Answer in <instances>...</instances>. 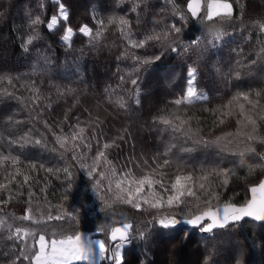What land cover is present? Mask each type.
<instances>
[{"label": "snow or ice", "instance_id": "snow-or-ice-1", "mask_svg": "<svg viewBox=\"0 0 264 264\" xmlns=\"http://www.w3.org/2000/svg\"><path fill=\"white\" fill-rule=\"evenodd\" d=\"M126 2L131 3V8L125 9L124 15L93 17L95 29L87 24L79 27V33L88 38L89 51L97 50L105 38L104 33L114 27L117 39L121 41L116 60L130 61L124 74H120L121 64H117L118 83L115 88L108 86L105 89L112 108L111 111L107 107L104 109L106 115L94 113L82 105L81 112L73 113L72 109L81 104L76 87L51 85L56 91L54 100L51 95L41 92L36 80L25 84L19 75L0 76V105H17L0 113V126L6 124L9 129H14L7 137H0V148L7 149V155L0 152V169L4 173L0 187H6V182L14 180L16 173L21 172L22 150L39 146L52 153L55 159L48 165L33 164L32 170L52 173L62 181L64 189L60 201L53 203L47 196L41 199L33 192L28 176H23L20 187L27 186L23 214L17 216L0 208L4 213L0 216V239L6 238L10 242L5 246L6 250L0 251L3 264H126L123 250L134 239L144 242L143 261L155 264V261H148V256L154 253L147 244L153 229L175 230L167 236L162 235L161 239L162 244H173V248H164V253L171 258L177 255L174 250L177 244L186 246L190 229L211 233L215 238L218 230L235 228L246 220L264 222V151L255 147V143L264 145V136L260 135L257 123L264 121V88L237 92L226 103L205 109L213 116V127L202 134L199 123L194 128L193 116L187 115L191 106L209 100L197 88L199 71L193 61L186 69L184 90L168 101L166 110L152 116V127L168 133V143L162 151L136 155L134 138L127 127L117 129L114 134L105 130L109 117L129 115L131 105L141 104L140 83L148 65L159 61L166 52L199 59L204 53L222 47L225 38L237 31L238 22L240 28L245 27L242 0H183V6L176 0H165L167 7L161 11L178 20L165 23L160 17L159 22L145 27L139 35L137 30L144 23L143 13L150 7L148 0H116L118 6ZM53 3L57 11L49 15L47 21L39 15L31 19V34L22 39L20 45L25 53L41 51V45L34 42L42 40L37 26L45 23L49 31L59 25L66 51L71 49L74 30L66 23L60 24L61 20H69V13L62 0H53ZM39 7H44L43 0ZM128 12L136 14L135 25L128 18ZM190 20L195 21L194 31L198 34L185 31ZM251 27L264 33V18L251 21ZM258 39L262 47L248 64L244 63L246 57L240 56L244 49H233L237 59L234 68L224 73L226 79L230 80L232 75L239 79L240 68L264 60V36ZM150 49L155 51L149 52ZM49 64L51 60L45 58L32 74L50 71ZM21 87L26 88L29 97L19 94ZM68 97L72 99V107L65 110L63 118L52 123L47 118L42 119L46 132L39 131L32 113L51 116L55 111L53 104L61 98H65L67 104ZM22 112L28 114L27 123L20 115ZM229 120H234L235 130L223 129ZM214 128L222 130L213 135ZM125 146L129 148L126 157ZM197 149H212L214 159L190 167V154ZM110 150H121L122 159H116ZM246 156L251 162L245 159ZM238 168H246L249 175L256 169L261 170L256 181L249 184L246 199L240 204L221 199L231 180L238 176ZM74 170L83 173L91 182V190L98 201L97 210L104 214L94 229L102 238L88 237L80 230L81 211L85 218L91 215L87 204L64 203L75 182ZM122 206L142 215L148 214L146 220L140 226L135 225L123 211H118ZM181 225L183 227H178ZM252 248L249 245L247 261L237 250H232L229 260L232 264H251ZM217 254L215 247L208 250L203 264H216L213 257ZM261 257L259 264H264V252ZM143 261L136 257L132 264H143ZM166 264H174V261L169 259Z\"/></svg>", "mask_w": 264, "mask_h": 264}, {"label": "trees", "instance_id": "trees-1", "mask_svg": "<svg viewBox=\"0 0 264 264\" xmlns=\"http://www.w3.org/2000/svg\"><path fill=\"white\" fill-rule=\"evenodd\" d=\"M41 0H0V76L7 74L19 75L22 77V83H29L31 80L39 82L41 92L44 95H51L56 98L55 88L51 85H70L76 87L80 92V105L72 109L73 113L81 112V105L89 108L91 111L99 112L106 115L104 109L107 107L112 110L106 99L105 89L108 86L116 87L117 64H121L120 74H124L130 61H117L116 55L121 51L119 45L120 40L117 39L118 33L114 27H110L104 33V39L101 40V46L95 51H89L88 38L79 33V27L87 24L95 29L96 23L93 17L107 18L113 14L124 15L125 9L131 8V3L126 2L123 5H117L116 0H62L69 13L67 22L61 20L60 24H67L74 30L71 49H65L61 41L63 30L58 25L56 29L49 31L46 23L38 27L42 40L39 42L41 51H31L25 53L20 47L22 39H26L31 34L30 21L36 15L47 21L49 15L55 14L57 11L53 0H43L44 7L40 8ZM176 3L183 6V0H176ZM245 6V15L243 24L245 27L240 28V22L237 24V31L225 38V44L215 50H210L203 54L199 59L195 56H177L175 53L166 52L159 61L147 66V70L142 73V81L140 83V100L139 106L131 105V113L129 115H118L109 117L106 121V131L114 134L117 129L127 127L134 138L136 155H151L158 150L162 151L168 143L166 137L167 132L158 131L151 125L152 116L156 115L160 110H166V105L173 97L178 96L186 84V69L194 61V66L198 68L199 76L197 88L209 97L207 102H202L191 106L187 115L193 116V127L197 124L201 126V133L206 134L210 127H213V116L205 109L215 108L226 103L237 92H245L249 89L264 88V60H257L255 64H249L247 68H240L242 75L237 79L234 75L232 78L226 79L224 73L234 68L237 54L233 49L242 47L244 52L240 56L246 57L245 64L255 59L256 53L260 51L262 44L259 33L252 29L251 21L264 18V0H242ZM149 10L143 13L144 23L139 26L137 35L143 31L145 27H151L153 23L159 22L163 17V22L167 23L177 17H172L168 12H162L161 9L166 8L165 0H148ZM154 6V7H153ZM236 12L239 13V7L236 6ZM128 18L132 19L135 25V13L128 12ZM188 28L185 31L189 34H198L194 31L195 21L188 22ZM31 47V46H30ZM81 49L84 51L82 52ZM143 52L144 50H140ZM155 50L150 49L149 52ZM50 59L51 64L47 65L50 69L48 72L33 73L34 68H39L43 64L44 59ZM220 71L217 72L216 69ZM2 86V85H0ZM125 87H130L126 85ZM119 92V89H117ZM19 94L27 98L30 93L26 88L21 87ZM115 95V93L113 94ZM65 98H61L57 103L53 104L55 111L51 116L47 113H41L36 116L33 121L41 132H46L43 128L41 120L47 118L49 123L63 118L67 108L72 107V99L68 97V103H64ZM131 104V102H129ZM15 104L0 105V113L10 111ZM29 106L31 104L29 102ZM21 117L27 123V112L20 113ZM71 116L72 113H69ZM86 115L84 113L83 116ZM197 118H199L197 120ZM259 133L264 136V121L258 120ZM162 127V126H158ZM224 130H235L234 120H229L227 125L223 126ZM67 130V125H65ZM221 128H214L212 134L216 135L221 132ZM10 131L7 125L0 126V137H7ZM57 131H59L57 129ZM49 139L51 137L49 136ZM258 151H264V145L255 143ZM23 151V165L21 172L16 173V177L12 181L6 182V187H0V208L4 212L14 213L19 216L23 214V208L26 206L24 200L27 199V186L21 188L20 182L23 176H28L32 184V191L42 199L47 196L53 203L60 201L64 194L62 181L57 179L52 173L43 171H33L32 165L51 164L55 159L54 155L39 146L26 147ZM116 159H122L121 150H110ZM129 148L125 146L123 153L126 157ZM0 152L7 155L6 148H0ZM213 150L197 149L190 154L189 166H199L202 163L214 159ZM251 162L249 157H245ZM75 182L71 192L64 201L67 205L87 204L91 210V215L85 218L83 211L80 213V230L86 235H96L95 226L104 218V214L100 213L98 201H96L91 190V182L83 175V173L75 171ZM23 173V175H21ZM238 176L233 178L228 185V189L224 192L222 200L232 203H243L247 196V189L251 182H255L260 175L261 170L249 175L246 168L237 169ZM3 170L0 169V182L3 181ZM118 211L124 214L135 225L140 226L146 220L148 214H141L130 207L122 206ZM4 213L0 212V216ZM99 217V219H98ZM11 222V221H9ZM178 227H183L178 226ZM174 229L162 230L153 229L147 242L148 247L154 255L148 256V261H155V264H166L169 259L174 264H203L208 250L215 247L218 254L213 257L216 264H232L229 256L232 250L242 252L245 260L249 256V245H252V261L251 264H259L262 259L261 253L264 252V222H254L246 220L241 222L235 228L230 227L227 230H218L213 238V234L204 235L196 229H190L189 239L186 246H175L177 255L169 257L164 253V248H173V244H162V235L167 236L174 232ZM102 238V237H101ZM10 242L6 238L0 239V251H4L5 246ZM143 243L139 239H134L125 249L126 264H132L136 257H140L143 261ZM0 264H3V257H0ZM80 264H87L80 262ZM147 264V261H143Z\"/></svg>", "mask_w": 264, "mask_h": 264}, {"label": "rangeland", "instance_id": "rangeland-1", "mask_svg": "<svg viewBox=\"0 0 264 264\" xmlns=\"http://www.w3.org/2000/svg\"><path fill=\"white\" fill-rule=\"evenodd\" d=\"M73 36H74V35H73ZM86 236H88V237H93V238H101V237L96 236V235H93V234L86 235ZM123 251H124V250H123ZM85 263H87V262H85ZM101 264H103V262H101Z\"/></svg>", "mask_w": 264, "mask_h": 264}, {"label": "water", "instance_id": "water-1", "mask_svg": "<svg viewBox=\"0 0 264 264\" xmlns=\"http://www.w3.org/2000/svg\"><path fill=\"white\" fill-rule=\"evenodd\" d=\"M255 222V221H254ZM260 223H263V222H260ZM204 235L208 234V233H203Z\"/></svg>", "mask_w": 264, "mask_h": 264}]
</instances>
